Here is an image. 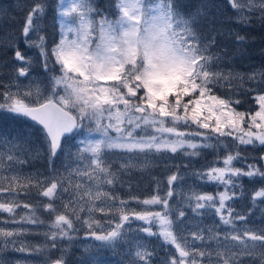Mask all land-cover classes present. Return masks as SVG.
<instances>
[{
  "label": "snow or ice",
  "instance_id": "6c2138e0",
  "mask_svg": "<svg viewBox=\"0 0 264 264\" xmlns=\"http://www.w3.org/2000/svg\"><path fill=\"white\" fill-rule=\"evenodd\" d=\"M228 2L230 19L264 27V0ZM27 7L23 44L36 50L43 71L34 73L32 56L15 44L12 63L2 66L13 71L0 76V213L8 214L0 217V264H33V255L42 264H68L81 228L88 255L80 264H109L105 250L119 255L116 264H156L145 237L170 246L162 264H264V220L254 216L259 207L264 217V166H257L264 155H248L264 153V69H224L220 30L209 20L201 31L207 6L112 0L106 12L94 0H58L51 43L42 27L47 0ZM234 37L239 45L247 40ZM219 88L228 90L224 97ZM237 91L254 93L258 108L237 110ZM21 120L18 130L4 128ZM206 149L216 162L191 167ZM40 158L46 172L24 171ZM160 163L175 167L164 195L153 177L155 194L121 197L126 176ZM189 173L214 184L215 195L187 185ZM244 177L262 183L246 213L235 207L245 197ZM179 188L186 191L176 201ZM33 191L46 199L33 200ZM32 234L43 241L26 239Z\"/></svg>",
  "mask_w": 264,
  "mask_h": 264
},
{
  "label": "trees",
  "instance_id": "16d2710c",
  "mask_svg": "<svg viewBox=\"0 0 264 264\" xmlns=\"http://www.w3.org/2000/svg\"><path fill=\"white\" fill-rule=\"evenodd\" d=\"M32 1L33 3L35 2V0ZM55 2L56 0H54V4ZM111 2L112 0H100L99 2L94 0V3L101 9H104L106 12L112 11V9L108 7ZM184 2L188 6L186 10H194L196 5L199 4H204L207 6L208 19L204 20L201 31L204 33L208 32L209 20L217 29L220 30L221 35L217 37V41L218 46L222 50H226L224 51V55L227 57V62L223 65L226 71L235 70L236 72L247 74L254 69H264V27L253 25L250 28H245L237 23L234 19H230V17L233 16L234 10L231 8L228 0H184ZM27 8L28 7L26 4H24V6L16 7L15 0H0V10H5L7 13V15H0V76H4L7 73L13 71V69L10 67H2L5 64L12 63L14 59L13 45H18L22 52H24L26 49L23 44L21 27L24 22V16L28 11ZM23 10L25 11L23 12ZM52 30L56 31L55 25ZM229 32L233 33V35H226ZM237 32L240 35L247 37L246 42L242 45L237 44L235 40L234 33ZM51 39L53 38H50V43ZM34 52H36L35 49L32 51V53ZM33 60V70L38 71V73L42 72L43 69L39 65V57L37 53L35 54ZM216 91L217 95L224 97L228 90L219 88ZM237 97L241 101L240 104L235 106L237 110L249 112L257 109V105L254 104V99L251 98L250 93L242 94L241 92L237 91ZM251 99L253 100V105L251 103ZM24 123L25 122L23 120L17 123H12L11 125H9L8 122H5L4 128L8 129L11 127L13 130H18ZM240 147L244 148L245 146ZM248 148L251 149V146ZM250 153H254V157L257 158L263 154L259 151V149L251 150L248 153L249 156ZM196 158H204L216 162V153L212 149L210 151H207L206 149L204 150V153L201 157L192 158L193 162L198 161ZM184 159L187 161L188 158ZM248 162L253 161L249 160ZM261 162L262 161H259L257 164L258 167L264 166ZM37 164L39 167L43 166L44 170L47 171L46 162ZM219 166H222V162H219ZM236 166L246 168L247 165L246 163L239 162L236 163ZM169 168H171L172 171H175L174 166L165 167L163 163H160L153 165L150 169L151 171L148 173L139 174L132 172L129 176L125 177L126 182L124 185L122 187L118 186L119 194L125 199L128 198L129 193L138 195L141 198L153 195L156 193V183L155 180H153V177H155L156 179H159L163 182L160 189V194L164 195L166 190V176L169 174ZM255 182H257V180ZM129 184H131V188H129ZM212 186L213 187H207L205 192L216 193L215 185L212 184ZM244 186L247 192H254L255 190H259L262 185H259L258 183L253 184L251 187L253 191L247 190L249 188L248 183L245 182ZM133 204H135V202H133ZM30 238L33 241L34 236H31ZM151 241L153 242L151 249H154L155 251L154 259L156 262H158V264H162L163 258L166 255L165 249H167L168 246H162V241L158 240L157 237H151Z\"/></svg>",
  "mask_w": 264,
  "mask_h": 264
},
{
  "label": "rangeland",
  "instance_id": "374dc122",
  "mask_svg": "<svg viewBox=\"0 0 264 264\" xmlns=\"http://www.w3.org/2000/svg\"><path fill=\"white\" fill-rule=\"evenodd\" d=\"M97 1L99 2L100 0H97ZM47 3H48L47 15H46V18L44 20V23H43L42 27L44 28L48 39L50 40V38H53V39H51V42H52L54 39H58L57 28H56V31L52 30L54 28V25H55V16H56L55 9H56V5L58 3V0H56L55 4H54V0H47ZM15 4H16V7L24 6V4H26V6H30V5L33 4V1L32 0H15ZM24 11L25 10H23V12ZM32 51H34V49H25L24 53L27 54V55L32 56V58L34 59V56H35L36 52L32 53ZM17 63H19V62H17ZM33 72L34 73H38V71H36V70H33ZM254 95H255L254 93H250V96L253 99H254ZM251 103L253 105V100L252 99H251ZM254 104L257 105L255 99H254ZM257 108H258V105H257ZM247 147H249V146H247ZM210 150L211 149H207V151H210ZM205 155H207V154H205ZM262 155H264V153ZM250 156L254 157V153H250ZM196 159H198V158H196ZM44 160L45 159H43V158L32 160L29 164H26V165L23 166L24 171L33 172V173H35L36 171H39V172H42V173L46 172V170H44L43 166L39 167L38 164H37V163H41V162H46ZM209 162H213V161L209 160V159L200 158V159H198L197 162H193L191 167H193L194 169H200L202 165H205L206 163H209ZM176 163H178V161H176ZM261 163L264 165V161H262ZM169 167H173V165L170 164ZM150 171H148V172H150ZM182 171H184L183 168H182ZM133 172H136V173H139V174L148 173V172H141V171H133ZM194 182L197 183V184H201V182L195 181V178L191 175V173H189L185 177V183L187 185H191ZM242 182H243V185L245 184V182L248 183V185H249V188L247 189L248 191H253V189L251 187L255 183H258L259 185H262V183L259 180H257V182H253V181H249V179L246 178V177L242 178ZM201 187H202L203 191H206L207 187H213V186H212V184H206V185L201 184ZM244 188H245V186H244ZM184 191H186V189H183V188L177 189V192L174 193L173 199L176 200V201H179L181 199V195L179 193L184 192ZM216 191H217V187H216ZM211 194L215 195V193H211ZM253 194H254V192H247L245 190V197L242 200L236 202L235 207H236L237 211H242V212H245V213L247 212V210L252 206V195ZM21 199L25 200L26 202H32V201H29L24 196H21ZM35 199L44 200L46 198H43V197L37 198V197H35V192L33 191V200H35ZM257 204H259V199H257ZM132 205H133V207H137V208L143 207V206L137 205V204H132ZM155 207H158V206H155ZM17 211H21V210L18 209ZM40 215H41V219H44L46 221V223L51 220V217L49 216V214L46 213V212H43L42 209H41ZM254 216H255V222L257 224L261 223V221L264 220V217H261V215H260L259 207L254 209ZM0 217H3V218L6 219V218H8V214L7 213H0ZM211 219H213V217H209L208 218L209 221ZM215 219H218V218H215ZM136 223H140V222H136ZM84 231H85V229L81 228L79 238L76 239L75 241H73L72 242V246L68 249V253H67L68 264H80V260L84 259L88 255V253H85L84 250H83V244L87 243L86 241H83V232ZM31 236H34L33 242H38L39 240L43 241V237L41 235H34V234L28 235L26 237V239L32 241L31 238H30ZM145 241L148 243L149 248H151V246L153 245V242L151 241V237H145ZM64 243H67V242H64ZM122 247L125 250H127V245L126 244L123 245ZM168 247H170V246H168ZM8 255L19 257V256H23L24 254L9 252ZM104 255L108 257L109 264H116V262L120 259L119 255H115V256L112 255L110 250H105ZM29 259H30V261L33 262V264H42L43 257L42 256L33 255V256L29 257ZM153 259H154V257H153ZM156 264H158V262H156Z\"/></svg>",
  "mask_w": 264,
  "mask_h": 264
}]
</instances>
